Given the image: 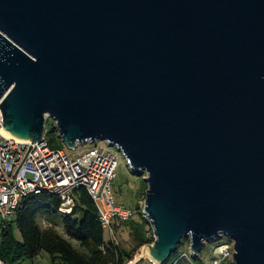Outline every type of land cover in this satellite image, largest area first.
<instances>
[{
  "label": "water",
  "instance_id": "1",
  "mask_svg": "<svg viewBox=\"0 0 264 264\" xmlns=\"http://www.w3.org/2000/svg\"><path fill=\"white\" fill-rule=\"evenodd\" d=\"M2 126L105 140L144 174L161 264L219 236L264 264V0H0Z\"/></svg>",
  "mask_w": 264,
  "mask_h": 264
},
{
  "label": "built area",
  "instance_id": "2",
  "mask_svg": "<svg viewBox=\"0 0 264 264\" xmlns=\"http://www.w3.org/2000/svg\"><path fill=\"white\" fill-rule=\"evenodd\" d=\"M1 122L0 110V231L14 217L20 202L28 195L41 192L53 194L60 199L59 211L70 213L74 206L73 191L80 187L96 204L98 220L110 237L114 221L128 222L132 219V209L116 202L112 194L117 158L98 147L97 141L87 152L69 159L62 149L49 146L45 125L41 137L32 140L5 134L7 131ZM140 211L146 217L143 207ZM217 247V256L207 264H234L233 241L227 237V241ZM136 253L123 264H146L142 253ZM190 254L197 255L191 250ZM150 263L155 264L153 261ZM0 264L8 263L0 259Z\"/></svg>",
  "mask_w": 264,
  "mask_h": 264
},
{
  "label": "trees",
  "instance_id": "3",
  "mask_svg": "<svg viewBox=\"0 0 264 264\" xmlns=\"http://www.w3.org/2000/svg\"><path fill=\"white\" fill-rule=\"evenodd\" d=\"M44 125L49 146L61 149L54 122L45 119ZM72 195L74 206L70 213L59 211L60 199L53 194L41 192L25 197L14 217L0 231V259L8 264H20L26 258L33 259L45 253L49 258L48 264H123L140 247L153 243L152 228L138 204L136 211L139 219L132 217L126 222L133 242L126 250L114 240L113 224L112 237L105 238L97 206L87 191L80 187ZM56 224L62 233L57 231ZM172 253L161 264H165ZM182 254L173 257L171 264H192L191 258L199 256V252L197 255Z\"/></svg>",
  "mask_w": 264,
  "mask_h": 264
},
{
  "label": "rangeland",
  "instance_id": "4",
  "mask_svg": "<svg viewBox=\"0 0 264 264\" xmlns=\"http://www.w3.org/2000/svg\"><path fill=\"white\" fill-rule=\"evenodd\" d=\"M49 121H52L50 118H46ZM53 122V121H52ZM47 127H50L47 123ZM47 136V135H46ZM48 137V136H47ZM60 138V137H59ZM61 142V149L65 152L66 156L69 159H74L75 157L81 155L84 152H87L94 147L93 143L78 144L75 148L71 149L67 144ZM97 146L104 148L106 151L110 152L117 158V168L115 178L112 181V194L116 202L123 203L126 206L130 207L133 211V218L138 220L139 215L136 211L137 204L140 207L144 206L145 194L147 191L146 181L144 179V174L138 175L134 173L127 159L123 156L122 152L116 146H110L105 140H98ZM146 187V188H145ZM116 223V225H115ZM56 229L60 233L62 230L58 224H56ZM105 238L110 239V234L108 231H105ZM113 238L118 243L119 246L125 248L126 250L130 249L132 246V240L129 234V228L126 222L114 221L113 223ZM189 240L183 238L178 244L177 250L173 251L172 256L165 262V264H171L173 257L180 256L182 253H190V244ZM227 241L226 236H222L213 240L206 241L200 248L199 256L191 258L192 264H207L212 258L216 257L218 254V245L221 242ZM142 246L138 250V254H141L143 248ZM137 254V253H136ZM144 261L146 264L151 262V258L147 255H143ZM49 258L43 253L33 259H24L20 264H48ZM183 264V263H181Z\"/></svg>",
  "mask_w": 264,
  "mask_h": 264
},
{
  "label": "bare ground",
  "instance_id": "5",
  "mask_svg": "<svg viewBox=\"0 0 264 264\" xmlns=\"http://www.w3.org/2000/svg\"><path fill=\"white\" fill-rule=\"evenodd\" d=\"M5 134L9 135L8 132H5ZM141 253H143V255H147V256L151 257V251H150L149 247L143 248Z\"/></svg>",
  "mask_w": 264,
  "mask_h": 264
}]
</instances>
